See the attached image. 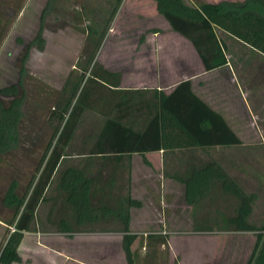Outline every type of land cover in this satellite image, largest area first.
<instances>
[{
    "label": "crops",
    "instance_id": "obj_1",
    "mask_svg": "<svg viewBox=\"0 0 264 264\" xmlns=\"http://www.w3.org/2000/svg\"><path fill=\"white\" fill-rule=\"evenodd\" d=\"M147 1L150 11L141 7ZM219 1L222 0H185L189 5ZM134 7L137 9V26L142 29L135 30L132 35H119L118 41H113L114 46L109 47L107 52L101 51L97 57V63L103 70L118 74V83L114 87L106 85L105 88H99L100 94L105 97L111 92L112 94L111 99L106 98L105 103V99H101L97 93L96 112L88 109L82 111L91 113L96 122V134L89 146L102 126L103 112H107L102 109V105L110 102L109 117L135 131H140L158 110L161 120L165 121L164 127L161 122V136L165 135L161 140L166 147L142 155H90L88 147L85 155L95 157V165L92 163L93 158H89L81 167H66L79 169L82 174L91 178L92 190L97 197L102 195L109 200L110 197L125 198L128 195L140 202V207L128 209V229L131 234L136 235L130 245L133 264H232L233 260L236 264H246V254L242 251L247 250L248 241L254 237L247 235L253 232L232 231L226 220L234 216L235 212L226 214L224 210L214 209L201 215V211L197 209L201 201L214 193L219 196L230 194L223 192L219 183L214 182L205 197L196 204L189 205L185 202L184 185L173 177H183L190 167H201L211 161L218 163L225 172L227 169L223 168V164L233 170L236 165L225 163L226 159L232 158L230 155L228 158L226 153L247 149L243 143L245 132L241 124L249 127L255 134L253 138L264 144L256 119L248 114L247 97L251 92L250 87L248 84L240 86L237 83L229 61L233 56L240 57L236 64L243 67L245 73L254 71L252 81L262 76L257 80L256 88L260 91L261 100L264 91V55L216 28V36L225 48L226 64L204 71L190 42L172 31L167 22L157 14L154 0H128L123 3L118 8L116 25L119 26L125 20L119 19L118 14L123 9L129 13ZM131 20L132 17L127 18L124 23L130 26ZM237 48L241 49L239 54L235 51ZM185 80L190 81L191 90L197 97L222 116L239 139V144L197 147L172 120L169 119L171 127L166 124L167 116L157 107L154 95L159 91L169 93L179 82ZM241 109L243 120L240 113H235ZM245 116L248 118L247 124ZM210 152L214 153L213 157ZM58 167L59 165L56 171ZM92 168L97 169L93 176ZM242 168H239V172ZM136 171L140 174L137 175ZM109 172H112L110 176ZM124 172L127 176L123 175ZM50 182L38 204L45 201ZM234 182L240 188L239 183ZM120 183L127 187V192H122V188L117 186ZM60 193L59 196H50L49 203L53 204L44 212L41 227L38 226L39 220L34 212V219L23 232L16 249L20 260L10 264H126L121 248L120 223L114 216L108 214L99 220L75 223L71 208L64 202V194ZM59 204L64 212L59 211ZM0 207L8 210L3 205ZM207 220L208 223L213 220L221 225L218 229H210ZM60 221L64 223L62 227L58 226ZM7 223L6 219L0 217V244L6 237L7 230L9 231ZM235 233L237 236H233ZM149 234L167 235V258L162 262L147 258L148 252L154 254L163 249L160 243L146 244V235ZM254 243L255 238L253 246Z\"/></svg>",
    "mask_w": 264,
    "mask_h": 264
},
{
    "label": "trees",
    "instance_id": "obj_2",
    "mask_svg": "<svg viewBox=\"0 0 264 264\" xmlns=\"http://www.w3.org/2000/svg\"><path fill=\"white\" fill-rule=\"evenodd\" d=\"M119 1L117 0L111 16ZM154 3L157 14L167 22L169 28L190 42L204 71L226 64L225 48L216 36V28L264 55V0H222L217 3L200 2L196 5H189L185 0H154ZM98 44L99 42L95 49ZM117 83L118 74L103 70L94 61L92 53L74 85V101L60 116V126L54 130L51 140L45 145L35 172L21 190L13 180L3 193L2 205L11 214L8 225L13 226L14 230H7L8 233L0 244V264L20 260L17 246L64 156V148L72 137L82 111L88 109L96 112L97 93L101 99H105L104 102L106 98L110 100L112 94L111 92L105 97L100 94L99 88H105L106 85L114 87ZM154 97L157 107L167 116L166 124L170 126L169 119L172 120L191 138L195 146H228L240 143L222 116L192 92L190 81H181L169 93L159 91ZM21 99L17 85L0 88V158L16 145ZM104 104L102 109L107 112L102 114L104 121L89 148L90 155H142L166 147L161 140V122L164 127L165 121L161 120L158 110L150 116L140 131H135L112 120L109 117L110 102L108 105ZM173 178L184 185L185 202L189 205L196 204L205 197L214 182L219 183L223 192L234 196L238 206L235 215L228 218L226 223L234 231L254 233L255 243L246 264H264V225L257 227L247 220L252 210L253 194L244 193L214 161L201 167L192 166L185 176ZM56 187L64 194V202L70 206L75 223L113 215L120 223L121 248L126 264H133L130 245L136 235L131 234L128 229V209L140 207V202L128 195L125 198L108 197L109 200L102 195L97 197L92 190V179L74 167H66L59 172ZM62 225V221L58 222V226ZM146 239L147 245L160 243L166 246L167 235L149 234Z\"/></svg>",
    "mask_w": 264,
    "mask_h": 264
},
{
    "label": "rangeland",
    "instance_id": "obj_3",
    "mask_svg": "<svg viewBox=\"0 0 264 264\" xmlns=\"http://www.w3.org/2000/svg\"><path fill=\"white\" fill-rule=\"evenodd\" d=\"M125 2L128 0H120L111 16L117 0H0V88L15 84L22 97L16 145L0 158V206L3 193L11 181L15 180L21 190L35 172L45 145L51 140L54 130L60 126V116L74 101L73 88L89 56L94 53V61L99 62L97 57L100 52H107L109 47L114 46L113 41H118L119 35H132L135 30L142 29L137 26L135 7L134 10L130 9L129 13L123 9V12L118 14L121 20L132 17L130 26L124 23L125 20L121 21L119 26L116 25L118 8ZM142 5L141 7L150 11L148 1ZM235 51L239 54L241 49L237 48ZM233 57L229 61L237 83L240 86L248 84L250 87L251 92L247 97L248 114L256 119L264 142V91L260 100V91L256 90L257 80L262 76L252 81L254 71L245 73L243 67L236 64L240 57ZM262 80L264 82V77ZM242 112L241 109L235 113H240L243 120ZM245 120L247 124L246 116ZM241 126L245 132L243 143L247 149L228 151L226 156L229 158L230 155L232 158L224 162L232 163V166L236 167L230 170L223 164V168L239 183L244 193L254 195L252 210L247 220L258 227L264 225V144L253 138L255 134L249 127H244L243 124ZM96 130L92 114L82 112L72 137L64 148L61 163L58 164L59 167L46 190L45 201L35 209L38 226L43 225L41 221H44V212L53 204L49 203L50 196L61 195L56 187L59 172L68 165L81 167L89 158H93L92 163L95 165V157H86L85 154ZM210 154L212 156L214 153ZM240 167L243 168L239 172ZM96 171L97 169L92 168L91 176ZM135 173L140 174L139 171ZM111 174L112 172H109L108 176ZM123 175H126L125 172ZM117 186L122 188V192H127V187L122 183ZM217 194H212L198 204L197 209L201 211V215L214 209L234 214L238 206L237 199L231 195ZM59 206V211L64 212L62 205ZM0 210V217L9 221V210L6 211L2 207ZM206 223L210 229H218L221 225L213 220H209V223L207 220ZM233 236H237V233ZM247 236L254 237L248 241L247 250L242 251L246 254L244 261H247L252 251L255 238L254 233H248ZM152 253L148 252L147 258L161 262L165 260L167 242L160 252ZM232 264H236L235 260Z\"/></svg>",
    "mask_w": 264,
    "mask_h": 264
},
{
    "label": "built area",
    "instance_id": "obj_4",
    "mask_svg": "<svg viewBox=\"0 0 264 264\" xmlns=\"http://www.w3.org/2000/svg\"><path fill=\"white\" fill-rule=\"evenodd\" d=\"M14 229H13V226H10L9 227V231H13Z\"/></svg>",
    "mask_w": 264,
    "mask_h": 264
}]
</instances>
